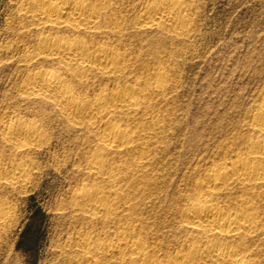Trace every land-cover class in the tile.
Wrapping results in <instances>:
<instances>
[{
    "label": "rangeland",
    "instance_id": "374dc122",
    "mask_svg": "<svg viewBox=\"0 0 264 264\" xmlns=\"http://www.w3.org/2000/svg\"><path fill=\"white\" fill-rule=\"evenodd\" d=\"M29 1L0 0V174L19 163L29 180L23 187L1 190L12 214L0 232V264H90L78 253V238L99 234L114 244L125 227L137 230L155 247L156 259L166 262L190 236L179 214L196 182L215 167L230 166L237 155H247L249 142L260 138L251 123L264 98V0H183L190 28L182 37L137 27L143 5L156 0H104L106 16L123 23L113 45L127 56L130 77L145 78L157 68L169 77L164 94L144 103L159 128L153 130L148 117L132 118L150 132L146 167L128 169L138 155L124 154L113 187L86 168L97 148L95 132L86 123L72 126L23 89L35 70L63 71L51 58L36 57L37 40L47 27L27 18ZM113 34L86 40L100 44ZM125 85L123 78L90 76L77 92L92 98ZM10 124L37 126L40 140L27 152L15 151L3 140ZM233 178L228 182H236ZM94 185L111 191V197L119 190L131 199L126 223L101 224L72 208V193ZM231 194L241 196L242 191L233 188ZM255 201L264 210L263 185ZM259 239L255 244L264 259V230ZM108 260L116 264L115 258Z\"/></svg>",
    "mask_w": 264,
    "mask_h": 264
},
{
    "label": "bare ground",
    "instance_id": "6f19581e",
    "mask_svg": "<svg viewBox=\"0 0 264 264\" xmlns=\"http://www.w3.org/2000/svg\"><path fill=\"white\" fill-rule=\"evenodd\" d=\"M26 9L25 15L33 24L47 27L46 34H40L37 40L36 57L51 58L65 74L35 70L28 74L23 89L51 106L72 126L86 123L95 132L97 148L89 155L86 168L95 176H104L110 187L117 182L116 172L126 153L138 155L128 169L141 172L149 160L146 147L150 132L134 125L132 118L148 117L151 128H159L155 113L144 103L164 94L168 74L157 68L145 78L130 77L127 56L113 45L123 23L106 16L109 6L104 0H30ZM137 27L163 29L182 37L190 28L186 3L183 0L146 3L137 18ZM106 29L110 31L105 32ZM112 32L114 34L104 43L86 40V37ZM90 76L123 78L126 85L85 98L78 94L77 88ZM251 126L260 138L249 142L247 155L243 152L244 156L237 155L230 166L215 167L204 174L205 178L196 182L194 192L188 195V203L179 218L182 230L188 231L190 236L173 258L164 263L157 260L155 247L146 244L133 227L117 232L114 244L101 239L99 234L82 235L75 245L78 253L90 264H106L109 258H115L116 264H264L262 251L255 244L264 230V210L255 201L260 196L261 185L264 186L260 181L264 176V98L252 117ZM40 137V131L33 124H10L3 140L15 151L24 153L35 146ZM27 172L19 163L5 170L0 174V193L7 185L25 186L29 181ZM230 176L236 182H228ZM99 185L73 192L72 208L101 224L116 219L122 221L121 224L126 223L133 207L131 199L119 190L117 194V189L112 190L116 194L111 197V191L106 192L108 190ZM233 188L241 190L242 195L232 196ZM2 197L0 232L12 214L9 202ZM221 201L227 204L220 205ZM119 208L122 209L119 211ZM127 230L132 235L126 234Z\"/></svg>",
    "mask_w": 264,
    "mask_h": 264
}]
</instances>
